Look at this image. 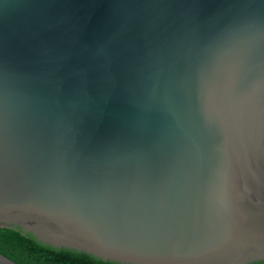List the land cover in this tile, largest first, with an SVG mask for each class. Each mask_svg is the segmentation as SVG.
I'll use <instances>...</instances> for the list:
<instances>
[{
  "label": "water",
  "instance_id": "water-1",
  "mask_svg": "<svg viewBox=\"0 0 264 264\" xmlns=\"http://www.w3.org/2000/svg\"><path fill=\"white\" fill-rule=\"evenodd\" d=\"M264 262V0H0V264Z\"/></svg>",
  "mask_w": 264,
  "mask_h": 264
},
{
  "label": "trees",
  "instance_id": "trees-1",
  "mask_svg": "<svg viewBox=\"0 0 264 264\" xmlns=\"http://www.w3.org/2000/svg\"><path fill=\"white\" fill-rule=\"evenodd\" d=\"M40 264H121L115 261H104L91 254L73 251L68 254L56 257L54 259L42 262ZM253 264H264V262L253 263Z\"/></svg>",
  "mask_w": 264,
  "mask_h": 264
}]
</instances>
